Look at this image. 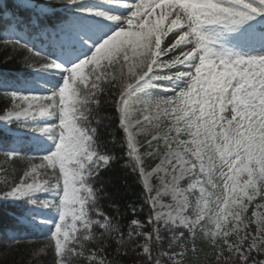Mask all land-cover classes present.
<instances>
[{
  "label": "snow or ice",
  "instance_id": "1",
  "mask_svg": "<svg viewBox=\"0 0 264 264\" xmlns=\"http://www.w3.org/2000/svg\"><path fill=\"white\" fill-rule=\"evenodd\" d=\"M0 47L27 73L0 71V154L26 164L0 185L16 244L31 230L53 264H186L199 233L215 264H264V0H0ZM102 97L145 221L129 205L122 224L102 184Z\"/></svg>",
  "mask_w": 264,
  "mask_h": 264
},
{
  "label": "trees",
  "instance_id": "2",
  "mask_svg": "<svg viewBox=\"0 0 264 264\" xmlns=\"http://www.w3.org/2000/svg\"><path fill=\"white\" fill-rule=\"evenodd\" d=\"M9 57H15V59L9 60L8 63H4ZM23 65V56L19 52H12L11 50L5 51L0 47V69L4 70H21ZM129 83L134 82V80H129ZM106 97H102L100 109L101 116H111L110 120H103L100 126L93 124V127H97V132L101 139L106 143L107 147L110 149V154L116 158L112 166L102 173L101 181L103 186L107 189L108 195H111L116 202V207L119 208L124 216L121 219L122 224H127L133 217L128 208L129 205L137 207V209H142L137 212L136 219L140 221H145L149 213V207L144 203L146 192L143 190L141 184L139 183L136 175L131 172L130 168L125 167L123 144L126 142L125 134L120 130L118 121L115 118L113 108L104 103ZM5 101L0 98V104ZM4 163H7L3 156H0V165L3 168H7L8 172H13L16 176L22 175L24 168L20 164L12 163L11 168L5 167ZM149 163V162H147ZM5 172V171H4ZM6 174V173H5ZM8 180L12 179V176L6 175ZM101 204L105 211L109 215H116L117 213L113 211V202L108 199L101 201ZM4 214L6 211L0 209V219L4 222ZM0 239V264H53L55 254L51 247H49L44 252H38L42 243H31L28 244L26 241H20L16 244L10 239V242ZM192 241L187 242V247H192ZM195 245L197 248L196 253L198 256H192V252L186 254V264H215V261L208 256V252L212 249L206 245L202 244V239L199 235L195 240ZM33 253H38L33 255ZM210 257V258H203Z\"/></svg>",
  "mask_w": 264,
  "mask_h": 264
},
{
  "label": "rangeland",
  "instance_id": "3",
  "mask_svg": "<svg viewBox=\"0 0 264 264\" xmlns=\"http://www.w3.org/2000/svg\"><path fill=\"white\" fill-rule=\"evenodd\" d=\"M168 26V20L167 19H165V21H164V24L162 25V27H167ZM169 37H171V33H168V35L167 36H165V37H162V41H161V43L164 41V40H166V38H169ZM181 70H183V69H181ZM160 83H167V82H164V81H161ZM156 91V90H155ZM163 94V93H162ZM161 94V95H162ZM138 139H139V137H138ZM157 163H159V161L157 162ZM155 167V166H154ZM151 171V170H150ZM37 178H39V176L37 177ZM152 182H153V185L154 186H159V180H157L155 177H153V180H152ZM259 200V199H258ZM164 202L165 203H170V197H165L164 198ZM257 202H259V201H257Z\"/></svg>",
  "mask_w": 264,
  "mask_h": 264
}]
</instances>
